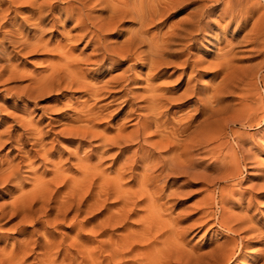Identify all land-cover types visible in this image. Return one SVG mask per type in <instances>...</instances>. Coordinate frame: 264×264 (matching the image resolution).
<instances>
[{"label": "rangeland", "instance_id": "1", "mask_svg": "<svg viewBox=\"0 0 264 264\" xmlns=\"http://www.w3.org/2000/svg\"><path fill=\"white\" fill-rule=\"evenodd\" d=\"M23 1L31 0H21L9 11L8 18H12V24L19 25L22 20L28 18L30 6L28 2L23 3ZM43 1L47 0H40V2ZM169 1L166 0L164 3ZM233 1L173 0L169 3L170 7H165L160 6L159 1L152 0L149 7H154V11H159V15H157L156 22L148 27L149 33L145 35L147 38L145 44H155L164 37V34L168 32V35L174 34L181 24L194 21L203 10H212L206 14L209 18L205 16V23L202 24L199 32L193 34L192 40L174 44L176 46L173 49L187 47L185 55L180 58H168V61L175 64L163 66L159 76L154 80H149V78L155 75L156 71L143 65L137 55L122 58L123 60L116 56L110 60L104 57L103 53L95 51L98 44L92 46L86 44V40L69 39L68 32L73 29L76 22L65 23L61 20L56 28L51 29L50 26L54 25V21L51 20L52 16L47 21L46 32L43 35L44 42L48 44H41V48L37 51L9 54L12 46L6 45L8 56L0 55V168L12 167L11 169L19 171L23 177L27 178L33 177L32 170H37L40 174L46 171L45 178L48 180L53 178V170L56 166L64 167V169L73 166L72 171L67 170L65 175L79 178L81 174L74 171L77 168L74 152L79 150L78 142L83 140L84 148L80 149V154L82 156L93 154L91 173L96 183L102 184L106 177L109 179L116 177V171L122 166L123 161L120 160L121 158L118 160L120 149L114 142L117 139L128 137L136 129L138 116L143 115V112L132 111L131 103L147 105V97L151 95L147 91L150 85L174 89L167 96L175 100L168 102L166 107L160 110L164 114L163 119L173 121L183 119L185 123L193 122L194 127L191 130L201 125L199 132L204 133L216 129L217 123L221 120L236 116L245 97L248 99L246 101L248 105H254L257 103L256 100L264 104V0H239V3L235 2L234 5ZM73 5L75 4L61 1L59 9L63 10L56 12L54 17L57 18L64 14V11ZM8 6L9 4L3 5L1 11H5ZM230 7L235 9L233 19L226 16L227 8L230 10ZM91 8L100 17L101 7L94 3L91 4ZM3 15L1 12L0 18ZM8 18L2 20L0 26ZM31 21L26 33L32 28L31 23L34 22ZM207 22L209 27L206 25ZM11 28V25L3 27L0 33L9 34ZM139 30V22L127 18L117 31L110 33L107 37L110 42L107 41L109 44L106 45L122 50L121 47L129 38L130 32ZM71 35H79V32L72 31ZM147 46L142 50L147 51L149 49ZM188 57L196 64L193 73L191 68L186 73L183 71L184 67L181 63ZM68 63L79 65L78 68L71 69L72 72H76L74 76L77 79L73 84L67 80V76L70 75L68 71H65ZM53 67H62L58 68L60 80L56 78L53 84L48 86L40 83L43 78L51 75ZM122 75L130 80L123 82ZM187 88L195 93L198 91V93L179 100ZM215 88L221 91L223 105L227 107V110L211 120V124L205 128L202 126L205 118L199 115L195 102L209 96ZM95 91H99V95H95ZM226 127L223 141L235 145L234 133H241L250 141L252 155L256 157L251 162H247V170L241 177L243 188L249 189V180L257 179L259 176L260 178L256 181L264 183V138H262L264 137V122L260 128L256 125L251 128L242 127L239 122L236 125L227 124ZM30 132L35 135L28 138L27 133ZM83 135L86 138L82 137ZM147 137L151 145L158 146L165 141L162 134L156 132L155 127L147 132ZM140 144L139 141H135L130 144L131 149H125L127 151L130 149V151L124 150V152H127L129 156ZM146 146L149 147V145ZM96 150L99 152L96 153ZM177 151L183 153L184 147ZM102 152L106 154L99 162ZM204 160L210 164L213 162L209 156L204 157ZM204 167L205 163L199 167L198 173L214 177L216 173L214 166L206 170L203 169ZM142 171L139 169L137 174H142ZM256 172L258 174H255ZM131 179L130 173L127 172L123 182L124 189L136 193L141 188L140 182ZM27 181L24 182L25 189L29 190L32 185L30 181L29 183ZM107 185L112 187L108 182ZM232 185L231 180H218V184H207L203 176L188 178L173 176L167 179L165 184L155 182L149 186L151 197L148 196L150 198L144 200L145 202L137 200L139 203L133 208L130 219L124 222L126 225H119L110 230L107 228L108 231L105 233L106 229L101 230L98 225L111 212L112 214L117 212L121 207L120 200H117L115 196L109 198L105 194H102L99 200H96L94 196L92 213L89 216H86L84 212L81 213L75 222L81 224L89 217L91 220L88 228L94 227L95 229V234L89 236L93 256L91 264H119L109 258L110 239L122 238L121 236L124 237L129 232L133 236L143 235L142 230L147 228L148 224L144 225L140 218L150 214V207L156 211V216L154 222L149 224L150 233L147 235L164 236L166 238L160 236L162 239L159 238V241L164 240L170 244V231L174 226L178 223L181 227L191 225L201 215L199 203L203 199L213 193L219 197L220 188H231ZM162 186L163 191L160 189ZM173 192L177 196L170 195ZM18 194L17 188L0 186V205L10 203ZM248 201L241 208L235 209V213L244 216H258L257 227L262 230L249 238L254 243L259 240L258 235L264 237V200H252L253 204L250 208L247 207ZM146 204H148L147 207H145ZM208 211L215 212L214 219L218 220L220 216L218 208L210 205ZM73 217L74 213L68 214L65 221L49 227L48 230L53 233L56 240L64 238L71 243L76 235L82 234L80 228L74 226ZM210 219L213 221V216ZM7 221L9 219L3 224ZM16 222L17 220H14L7 226H1L0 236H6L7 240L0 239V250L5 246L10 249L13 243L31 239L29 233L33 230L39 231L38 237L45 232V229L39 226L30 228L28 234L22 236L18 233V229H12ZM221 233V230L216 227L212 229L204 227L200 232L190 231L186 235L187 248L195 250L198 254L210 253L216 242L224 240ZM251 242L249 248L246 249L249 258L236 262L237 264H264V258H257L259 255L257 253L264 248V245H255ZM81 261L82 259L78 258V262L81 263ZM34 262L33 257L27 261L28 264H34Z\"/></svg>", "mask_w": 264, "mask_h": 264}, {"label": "bare ground", "instance_id": "2", "mask_svg": "<svg viewBox=\"0 0 264 264\" xmlns=\"http://www.w3.org/2000/svg\"><path fill=\"white\" fill-rule=\"evenodd\" d=\"M61 1L74 3L75 5L64 11V14L59 15V18H55L54 14L63 10L61 8L59 9ZM151 1L152 0H47L40 2V0H31L27 1L30 6L28 18L22 20L19 25H15L12 24V18H8L10 15L9 11H11L14 4L21 2V0H0V15L1 12L4 14L2 18H0V22L8 18V20L0 26V29L9 25L12 26L11 30L8 32L9 34L0 33L2 36L0 39V55L3 57L8 56L6 53L8 50L6 45L8 44L12 46V50L9 54L13 52H15V54L21 52H34L41 48V44H48L44 42L43 35L46 32L47 21L52 16L53 18L51 20L54 21V25L50 26L51 29L56 28L61 20L65 23L72 21L73 23L76 22L73 29L68 32L69 39L75 41L86 40V44L92 46L98 44L95 51L97 53H103V56L110 60H113L116 56L122 59L137 55L138 58L142 60L143 65L145 64L150 69L157 72L149 78V80H154L159 76L163 66L175 64L172 61H168V58H180L185 55L187 47L185 48L182 46L181 48L173 49V47L176 46L174 44L176 42L192 40L193 34L199 32L200 28H202V24L205 23L204 19L206 14L212 10H203L194 21L181 24L174 34L168 35L169 32L164 34V37L160 40L161 44H159V40L155 44H145L147 40L145 35L149 33L148 27L156 22L158 19L157 15H159V11L155 12L154 7H149ZM155 1H159L158 4L165 7H170L169 3L173 2V0H167L169 1L167 3H164L166 0ZM216 1L218 2L219 0ZM27 2L23 1V3ZM235 2L238 4L239 0H234L233 5ZM94 3L101 7L100 17L97 16L94 9L91 8V4ZM5 4H9V6L5 11H1L2 6ZM227 10L226 16L233 19V13L235 12L233 10L235 9L230 7V10L228 8ZM127 18L139 22L140 30L130 32L129 38L121 47L122 50L112 45H106L109 44L107 43V41H109L107 37L110 33L117 31L120 26L125 23ZM206 18H209V15H207ZM31 20H33L34 23H31L32 28L26 33L28 24L32 22ZM206 25L209 27L208 22ZM72 31H78L79 35L72 36ZM146 46L149 47V49L147 51L142 50ZM51 53L53 54L54 51ZM60 63L59 61V65ZM181 64L184 67L183 71H185V73L190 68L193 70L192 73L194 72L196 64L190 60V57ZM61 66H63V64H61ZM73 67L78 68L79 65L68 63L65 70L70 73V75L67 76V80L70 84H73L77 80L74 76L76 72H72L71 70ZM58 68L62 67H53L51 75L43 78L40 83H45V85L48 86L53 84L56 78L60 80L61 77ZM256 74L258 75V73ZM121 80L127 82L130 79L123 76ZM173 90L174 89L150 85V89L147 91L151 95L147 97V105L142 106L131 103V110L134 112L141 111L143 115L138 116L136 129L131 135L126 138L117 139V141L114 142L120 149L118 160L121 158L120 160L123 161L122 166L117 169L116 177L109 179L105 176L106 178L102 184L98 185L93 178L94 175L91 173L93 154H85L84 156L80 154V149L84 148L83 140L78 142L79 150L74 152L77 160V168L74 169V171L76 170V172L81 174L79 178L67 177L65 175L67 170L70 172L72 171L73 166H69L68 169L56 166L53 170V178H49L48 180L45 178L47 174L46 171L40 174L37 170H32L33 177L27 178L23 177L19 171L11 169L12 167L7 169L3 167L0 168V186H10L14 189L17 188L19 191V194L14 197L10 203L2 204V206L0 205V228L1 226H7L12 221L17 220L12 229H18V233L22 236H26L30 228L41 226L45 229L41 237H38L39 231L33 230L29 233L31 235L30 237H32L31 239L13 243L10 249L5 246L0 250V264H28L27 261L30 257H33L35 261L34 264L93 263L92 248L90 245L91 240L89 236L95 234V229L94 227L88 228L91 219L87 217L86 221L81 224H76L75 222L81 213L84 212L86 216L92 213V199L94 196L96 200L101 199L102 194H105L109 198L115 196L117 200H120L121 207L117 212L113 214L111 212V214L98 225L101 230L104 228L106 229L104 231L105 233L110 229L125 224L124 222L130 219L129 217L133 208L137 207V203H139L137 200L143 202L151 197V193L149 192L150 185L155 182L165 184L166 180L173 176H183L186 178L203 176L207 184H218V180H231L233 185L231 188H220L219 197L213 193L203 199L199 203V206H201V215H199L200 217L194 220L191 225L188 227H181L178 223V225L174 226L170 231V244L166 243V241L164 242V240L159 241V238L162 239L161 237L164 236L155 235L151 237V234L147 235L150 233V230H148L149 224L154 222L156 216V211L152 210L150 207V214L140 218V221H142L144 225L148 224L147 228L142 230L141 234L143 235L133 236L129 232L130 230L128 229V231L126 229L129 233L124 237L121 236L122 238L116 240L113 238L110 239V247L108 248V252L110 253L109 258L114 262H119V264H234L249 258L246 253V249L249 248L251 242L249 238L262 229L257 227L258 216L239 215L236 214L237 212L235 213V209L244 206L247 200H249L247 203L248 208L252 206V200H264V183L257 182L256 180L259 179L260 176L257 177L256 175L255 177H257V179L251 177L252 179L249 180V189L243 188L244 184L241 177L244 176L247 170V162H251V160L256 158L252 155V150L249 146L251 143L246 136L237 132L234 133L235 145L229 144L227 141L224 142L223 138L227 124L236 125L237 122H239L242 127L248 126L251 128L256 125L260 128L264 122V104L256 100L257 103H254V105H248L246 103L248 99L245 97L244 101L241 103L242 107H240L236 116L221 120L217 123L216 129L204 133L199 132L201 125L197 127V129L191 130V128L194 127L192 126L193 122L185 123L183 119H176V121L174 119L173 121L162 118L164 114L160 110L165 108L168 102L175 100L167 96V94L171 93ZM99 93V91L94 92L95 95H99ZM197 93L187 88L179 100L196 95ZM195 103L199 115L205 118L202 124L205 128L211 124V120L227 110V107L223 105L221 91L217 88L213 89L209 96L198 99ZM152 127L156 128V132L162 134V137L165 139L164 143L158 146L149 144L147 132ZM34 135L35 134L32 132L27 133L28 138ZM82 137L86 138L85 135ZM135 141H139L141 143L140 146L135 149L131 155L127 156V152L131 149L130 144ZM146 145H149V147ZM182 147H184L183 153H178L177 150ZM126 148H130L129 151L125 150ZM124 150L127 152H124ZM95 152L97 153L99 150ZM105 154L104 152L101 153L99 162L103 159ZM208 156L213 159L211 164L204 160V157ZM204 163V170L214 166L213 169L216 171L214 177H210L205 173H198L199 167ZM139 169L143 170L142 174L139 173L140 175L137 174ZM127 172L130 173L132 181L140 182L141 188L136 193L124 189L125 184L123 182L126 179ZM255 174H258V172ZM26 180L30 181L32 185V188L29 190L25 189L24 182ZM107 182L112 187H108ZM95 186H97V188ZM160 189L163 191L164 187L162 186ZM170 195L177 196L175 192ZM147 205L148 204H146L145 207H147ZM210 205H213L220 211L218 220L214 219L215 212L210 213L208 211ZM255 210L257 211V207ZM71 213H74V217L72 218L74 226H78L82 234L76 235L71 243H68L64 238L59 241L56 240L53 233L48 230L49 227L62 223L66 220L67 215ZM212 216L213 221L210 219ZM7 219H9V221L3 224ZM211 221L213 223H211ZM204 227L210 229L215 227L218 228L221 230V235L224 240L216 242V245L210 253L198 254L195 250L187 248L186 235L193 230H198V232H200ZM244 234L245 236H242ZM35 237L37 238L33 239ZM257 238L259 239L258 241L251 243L255 245H264V237L258 235ZM0 239L7 240V237L0 236ZM238 239H240V241ZM257 254H259L257 256L258 259L264 258V248L260 249ZM78 258L82 259L81 263L78 262ZM125 259L127 260L124 261Z\"/></svg>", "mask_w": 264, "mask_h": 264}]
</instances>
